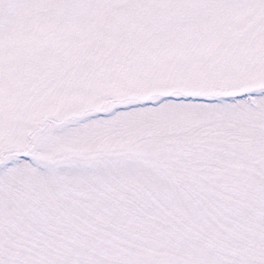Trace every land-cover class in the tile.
I'll use <instances>...</instances> for the list:
<instances>
[{
    "label": "snow or ice",
    "instance_id": "6c2138e0",
    "mask_svg": "<svg viewBox=\"0 0 264 264\" xmlns=\"http://www.w3.org/2000/svg\"><path fill=\"white\" fill-rule=\"evenodd\" d=\"M0 264H264V0H0Z\"/></svg>",
    "mask_w": 264,
    "mask_h": 264
}]
</instances>
